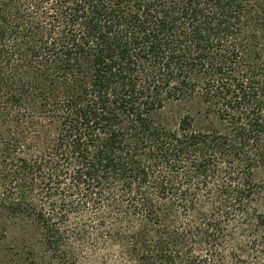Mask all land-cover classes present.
<instances>
[{"label": "trees", "instance_id": "obj_1", "mask_svg": "<svg viewBox=\"0 0 264 264\" xmlns=\"http://www.w3.org/2000/svg\"><path fill=\"white\" fill-rule=\"evenodd\" d=\"M0 211L35 264H264V0H0Z\"/></svg>", "mask_w": 264, "mask_h": 264}, {"label": "rangeland", "instance_id": "obj_2", "mask_svg": "<svg viewBox=\"0 0 264 264\" xmlns=\"http://www.w3.org/2000/svg\"><path fill=\"white\" fill-rule=\"evenodd\" d=\"M177 111L178 108L174 107L168 110L164 117L174 123L178 118ZM23 235L16 231V219L0 211V264H35L34 258L41 256V252L33 251L34 255L30 253L28 248L22 245Z\"/></svg>", "mask_w": 264, "mask_h": 264}]
</instances>
